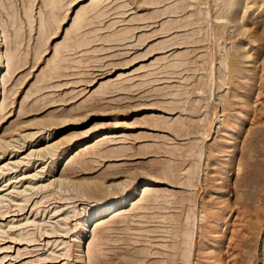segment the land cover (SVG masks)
Returning a JSON list of instances; mask_svg holds the SVG:
<instances>
[{
  "label": "rangeland",
  "instance_id": "374dc122",
  "mask_svg": "<svg viewBox=\"0 0 264 264\" xmlns=\"http://www.w3.org/2000/svg\"><path fill=\"white\" fill-rule=\"evenodd\" d=\"M0 264H264V0H0Z\"/></svg>",
  "mask_w": 264,
  "mask_h": 264
},
{
  "label": "bare ground",
  "instance_id": "6f19581e",
  "mask_svg": "<svg viewBox=\"0 0 264 264\" xmlns=\"http://www.w3.org/2000/svg\"><path fill=\"white\" fill-rule=\"evenodd\" d=\"M17 151H18V150H17ZM30 177H31V176H30ZM27 178H28V177H27ZM116 203H117V202H114L112 205L108 206V208H106L105 211H106V212H109V213H110V212L112 213V212H113V211H112V208L115 207ZM117 204H118V203H117ZM120 204H121L120 206L123 205L122 203H120ZM113 206H114V207H113ZM116 209H117V208H116ZM116 209H115V210H116ZM115 210H114V211H115ZM109 213H108V214H109ZM95 217H96V216H95ZM90 219H91V218H90ZM96 219H97V217H96L95 219H93V220H96ZM91 220H92V219H91ZM91 220H90V221H91Z\"/></svg>",
  "mask_w": 264,
  "mask_h": 264
}]
</instances>
